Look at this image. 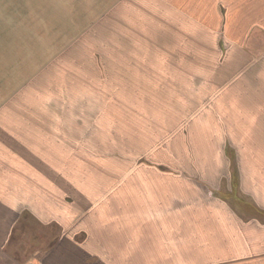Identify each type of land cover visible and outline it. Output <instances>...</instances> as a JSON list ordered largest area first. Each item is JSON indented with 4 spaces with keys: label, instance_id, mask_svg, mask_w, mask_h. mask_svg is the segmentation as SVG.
I'll return each instance as SVG.
<instances>
[{
    "label": "crops",
    "instance_id": "1",
    "mask_svg": "<svg viewBox=\"0 0 264 264\" xmlns=\"http://www.w3.org/2000/svg\"><path fill=\"white\" fill-rule=\"evenodd\" d=\"M0 264H264V0H0Z\"/></svg>",
    "mask_w": 264,
    "mask_h": 264
},
{
    "label": "rangeland",
    "instance_id": "2",
    "mask_svg": "<svg viewBox=\"0 0 264 264\" xmlns=\"http://www.w3.org/2000/svg\"><path fill=\"white\" fill-rule=\"evenodd\" d=\"M200 44H207L208 45V38L206 36L202 35L200 37ZM119 92H120L121 101L122 102L124 101L125 104L127 102L132 103V102H135V100H137L136 99L137 96H128V87L120 86V91ZM136 102H137L136 104L143 103L142 101H140V98H139V101H136ZM122 114H123V112L121 111V120L123 121L124 116ZM125 120H126V123H127V119H125ZM122 132L124 134H121V141H122L121 144L122 145L120 146V152L118 154V157L120 159L121 158H128V157L129 158L130 157H135V159L137 160L136 161L137 163H142L143 161H147V156L144 155L143 153H141L143 148H139V144L137 145V142L135 141L136 137H135L134 133L132 132L131 125L128 127L127 124H126V128L124 130H122ZM153 137H154V135H151V138H153ZM135 149H136V154L134 153ZM174 151H176V150L172 149L173 153H174ZM231 154L234 155L233 152H231ZM150 155L154 156V157H158L159 156V148L155 149ZM100 167L107 168L108 165L104 164V165H100ZM104 170H106V169H104ZM27 222H31V218H29V216L27 218ZM36 226L37 225H34L33 227H30L27 230H24V232L22 234V236H23L22 237L23 245H19L20 248H24V249L28 250L32 246V244H31L32 241H33V236L32 235H35V234L33 233V234L30 235L29 233H30L31 229L35 228ZM52 229H55V228L52 227ZM39 232H40V234L38 233V236L41 237V238L42 237H46L48 235V232L46 230L44 231V230L41 229ZM49 236H50V234H49ZM45 240H47V239H45Z\"/></svg>",
    "mask_w": 264,
    "mask_h": 264
},
{
    "label": "trees",
    "instance_id": "3",
    "mask_svg": "<svg viewBox=\"0 0 264 264\" xmlns=\"http://www.w3.org/2000/svg\"><path fill=\"white\" fill-rule=\"evenodd\" d=\"M52 244H53V240L51 241L50 245H52Z\"/></svg>",
    "mask_w": 264,
    "mask_h": 264
}]
</instances>
